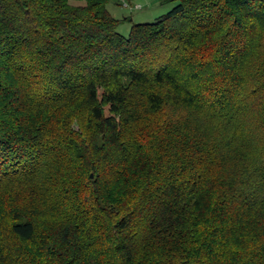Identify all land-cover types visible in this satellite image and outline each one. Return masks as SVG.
Instances as JSON below:
<instances>
[{"label": "trees", "instance_id": "trees-1", "mask_svg": "<svg viewBox=\"0 0 264 264\" xmlns=\"http://www.w3.org/2000/svg\"><path fill=\"white\" fill-rule=\"evenodd\" d=\"M110 1L0 0V264H264V0Z\"/></svg>", "mask_w": 264, "mask_h": 264}, {"label": "rangeland", "instance_id": "rangeland-1", "mask_svg": "<svg viewBox=\"0 0 264 264\" xmlns=\"http://www.w3.org/2000/svg\"><path fill=\"white\" fill-rule=\"evenodd\" d=\"M175 4L170 0H112L106 8L115 18L120 19L117 30L127 36L133 23L153 22ZM73 126L76 128L77 123H73Z\"/></svg>", "mask_w": 264, "mask_h": 264}, {"label": "built area", "instance_id": "built-area-1", "mask_svg": "<svg viewBox=\"0 0 264 264\" xmlns=\"http://www.w3.org/2000/svg\"><path fill=\"white\" fill-rule=\"evenodd\" d=\"M124 4H126V6L128 5L126 2L124 3ZM129 7V6H128ZM131 7V6H130Z\"/></svg>", "mask_w": 264, "mask_h": 264}]
</instances>
